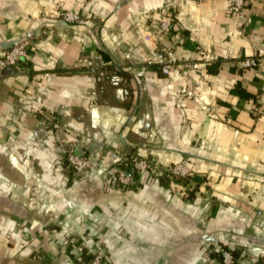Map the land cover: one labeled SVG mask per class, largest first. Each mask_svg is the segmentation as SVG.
<instances>
[{"label":"crops","instance_id":"obj_1","mask_svg":"<svg viewBox=\"0 0 264 264\" xmlns=\"http://www.w3.org/2000/svg\"><path fill=\"white\" fill-rule=\"evenodd\" d=\"M61 11L79 19L64 22ZM240 13L227 0H0V52L28 40L22 62L0 75V174L22 177L25 153L51 205L24 221L0 208V264H83L86 235L104 243L109 264H216L221 246L234 264H264V115L255 109L264 0H243ZM159 48L197 64L184 79L189 95L158 64L136 77ZM97 54L128 80L126 100L111 87L88 94L82 60ZM249 56L254 68L241 64ZM70 142L78 154L109 148L155 168L131 174L126 189L94 171L75 182L61 166ZM176 162L189 175L165 178ZM10 191L0 180V203Z\"/></svg>","mask_w":264,"mask_h":264},{"label":"built area","instance_id":"obj_2","mask_svg":"<svg viewBox=\"0 0 264 264\" xmlns=\"http://www.w3.org/2000/svg\"><path fill=\"white\" fill-rule=\"evenodd\" d=\"M228 11L233 14H237L241 17L240 10L243 6V0H227ZM60 18L64 22H76L79 16L71 11H61L59 13ZM170 18L163 17L159 20L158 28L161 33H166L170 29ZM28 43L27 39L18 40L9 48L0 52V75L7 66H18L25 55V48ZM222 58H226L225 55ZM208 60V58H206ZM82 64L92 78V86L88 94L92 97L96 95L97 91L102 90L105 87H111L116 98L120 101L126 100L129 95L128 80L120 72L118 67L107 68L106 63L103 61L100 54L95 55L92 59H83ZM152 64H158L162 74L167 78L175 81L179 87L180 92H185L184 79L186 78L187 70L197 68L195 62H176L172 57V54L164 48H159L154 52V59L147 60L143 67L136 72V77L142 78L144 69ZM243 67L254 68L258 64L257 56L245 57L241 60ZM189 95V93H187ZM256 112L260 115H264V104H258ZM143 120H139V124H142ZM68 162L73 164L77 171H81L87 166V162L82 160L81 157L73 154L71 149L66 155ZM119 162H122L125 158H117ZM126 165V162H123ZM148 169L150 168V162L139 156H130V162L128 168H123L119 171L120 177L125 180L132 178L128 169ZM161 174L166 177H175L179 179H185L189 174V168L183 163H175L170 166H164L161 169ZM218 253V259L216 264H234V257L232 250L224 247H220L216 250ZM86 264H102V256L96 252L87 261Z\"/></svg>","mask_w":264,"mask_h":264},{"label":"rangeland","instance_id":"obj_3","mask_svg":"<svg viewBox=\"0 0 264 264\" xmlns=\"http://www.w3.org/2000/svg\"><path fill=\"white\" fill-rule=\"evenodd\" d=\"M74 147L75 145L73 142L67 143L64 146L63 160L61 162V166H62L64 173L70 176L73 181L76 182L78 180H81L90 171H94L99 177H101V179L106 184L116 186L119 188H125V189L134 185L132 183L133 182L132 178L130 180H125L123 177H120L119 171H121L123 168L129 167L130 156L132 155L137 156V155L130 154V153L122 154V153H118L114 151L113 149H109V148H105L104 150L102 149L100 150V152H97V153L84 155V154H78L74 152ZM70 149L73 154L77 155L78 157H81L82 160L87 162V166L83 168L81 171H77L74 168L73 164L67 161L66 155ZM5 156H7V154H5ZM21 157H22L21 158L22 160L17 161V163L20 165L18 166L20 169L26 170V172L23 171V176L21 177V175H19L13 169V172H12L13 175L11 177L3 178L0 174V180H3V182L5 181L9 185V188H11V191L9 192V194H7V196L10 199L5 198L4 200L9 202L10 205L15 204L17 206V207L15 206L17 211L20 210V213H23L24 217L22 218L18 217V215L12 213L8 209H6L5 211H7L8 213L14 214V216H16L18 219H21L24 221V220H29L30 215H31L30 214L31 210H36L38 213L41 211L48 212L51 209V205L49 204V202H46V200L43 199V192H42L44 191L42 187L43 178L41 177L40 173L31 171L30 169L31 167L29 165V161L26 159L25 153L22 154ZM117 158H120V160H122V158H125V159L122 162H119ZM145 160H148V159H145ZM148 161L150 162V168L148 169H134L133 168V169H128V171H130V174H134L136 171L144 172V171L153 170L155 168L154 163L151 160H148ZM123 162H126V165H124ZM170 165H167V166H170ZM7 168H10V167H7ZM164 177L170 180L175 179V177H171V178L166 177V176ZM176 179H179V178H176ZM57 222H58L57 224L59 227H62L64 225V222H61L60 220H57ZM85 238L86 240H90L92 242L90 245L89 253H87L85 257L81 258V261H83V264H86L87 261L91 258V256L96 252H98L102 256V264H109L106 251L104 248V243L93 241L90 235H86ZM217 254L218 253L216 252L215 260L218 259Z\"/></svg>","mask_w":264,"mask_h":264},{"label":"water","instance_id":"obj_4","mask_svg":"<svg viewBox=\"0 0 264 264\" xmlns=\"http://www.w3.org/2000/svg\"><path fill=\"white\" fill-rule=\"evenodd\" d=\"M4 201H2L0 203V208H6V209L10 210L12 213L18 215V217H21V218L24 217L23 213H20V210L17 211L15 206L10 205L9 202H7L6 200H4Z\"/></svg>","mask_w":264,"mask_h":264},{"label":"trees","instance_id":"obj_5","mask_svg":"<svg viewBox=\"0 0 264 264\" xmlns=\"http://www.w3.org/2000/svg\"><path fill=\"white\" fill-rule=\"evenodd\" d=\"M206 70H207L208 72H214V71H215V69H213V68H209V67L206 68ZM120 72H121V71H120ZM121 73H122V72H121ZM235 92L238 93L239 96H248V94H246V93L240 91L239 89H235Z\"/></svg>","mask_w":264,"mask_h":264}]
</instances>
